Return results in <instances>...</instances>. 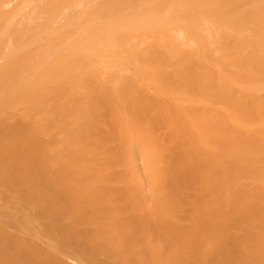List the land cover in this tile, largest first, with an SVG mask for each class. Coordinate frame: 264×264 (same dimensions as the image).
<instances>
[{
  "label": "bare ground",
  "instance_id": "1",
  "mask_svg": "<svg viewBox=\"0 0 264 264\" xmlns=\"http://www.w3.org/2000/svg\"><path fill=\"white\" fill-rule=\"evenodd\" d=\"M0 264H264V0H0Z\"/></svg>",
  "mask_w": 264,
  "mask_h": 264
}]
</instances>
